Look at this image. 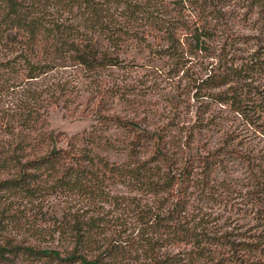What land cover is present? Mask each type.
Wrapping results in <instances>:
<instances>
[{"label": "trees", "instance_id": "trees-1", "mask_svg": "<svg viewBox=\"0 0 264 264\" xmlns=\"http://www.w3.org/2000/svg\"><path fill=\"white\" fill-rule=\"evenodd\" d=\"M209 1L0 0V264H264V227L234 239L210 219L212 203L227 199L214 173L231 151L226 143L195 147L191 137L214 121L197 116L178 145L166 149L158 129L130 108L129 85L119 73L128 72L129 47L151 39L175 66L200 60V76L188 79L194 99L226 106L264 133V39L238 53ZM246 2L264 12V0ZM81 94L85 100L72 107ZM59 107L93 116L95 126L79 137L52 131L47 112ZM102 138L127 160L96 153L92 145ZM117 184H135L153 197L138 214L141 253L107 236L81 209L47 221L36 239L6 228L1 210L14 198L65 193L93 205ZM45 231L58 232L57 247L40 245Z\"/></svg>", "mask_w": 264, "mask_h": 264}, {"label": "rangeland", "instance_id": "rangeland-1", "mask_svg": "<svg viewBox=\"0 0 264 264\" xmlns=\"http://www.w3.org/2000/svg\"><path fill=\"white\" fill-rule=\"evenodd\" d=\"M207 5L208 9L217 11V15L221 16L223 35L225 38L233 37L232 48L237 49L238 53L243 51L245 55L247 49L257 48L256 38L264 39V12L259 7H248L246 0H210ZM152 42L150 39L148 44L129 47V52L123 55L128 72L119 73L126 77L125 83L129 85L130 108L136 110L138 117H146V124L158 129L157 133L162 134L163 140L169 143L166 149L171 143L175 147L178 145L181 135H187L185 124L194 123L197 116L203 114L205 121H214L204 129L194 130L191 137L195 147L199 142L206 143L209 149L219 148L226 143L231 151L226 154L223 166L214 173V178L226 190L227 201L212 203L210 219H218L224 229L234 233V239L238 233L246 230L248 234L257 233L264 227V133L250 128L226 106L194 99L195 90L188 86V79L200 76L197 65L200 60L192 59L183 66H175L172 59L156 49ZM244 55L240 54L239 59ZM84 98L82 94L77 96L72 107ZM112 106L123 109L122 105L116 103ZM47 120L52 131L63 132L68 137H79L83 131L95 126L93 116L71 115L61 107L49 109ZM102 133L107 136L104 130ZM109 134H115V131L111 130ZM103 141L104 138L102 143H97L98 147L92 145L96 153L110 162L122 163L127 160L124 151L105 147ZM146 145L141 153L144 159L151 150L148 142ZM137 187L135 184H117L110 188L107 199L97 200L93 205L88 200L65 193L32 201L14 198L7 201L11 203L1 211L8 222L6 228L9 231L20 237L36 239L39 234L34 231L45 229L49 225L47 221L53 222L68 211L81 209L79 212H83L86 218L97 220L107 236L118 235L122 241L130 243L125 246L127 250L141 253L142 230H139L138 214L144 204L153 201V197ZM33 233L34 236H31ZM58 236V232L50 235L45 231L39 243L41 246L57 247L60 241ZM43 264L58 263L44 260Z\"/></svg>", "mask_w": 264, "mask_h": 264}]
</instances>
